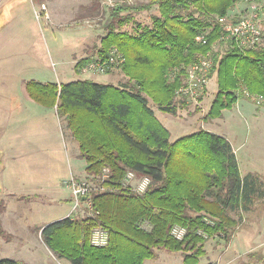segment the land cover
<instances>
[{
	"label": "trees",
	"instance_id": "trees-1",
	"mask_svg": "<svg viewBox=\"0 0 264 264\" xmlns=\"http://www.w3.org/2000/svg\"><path fill=\"white\" fill-rule=\"evenodd\" d=\"M261 0H251L252 2ZM238 0H149L115 7L98 50L107 58L117 47L125 57L120 65L126 83L77 79L67 83L26 82L29 95L43 105L56 107L59 117L77 141L85 159L87 178L100 181L105 190L91 194V215H71L41 227L46 245L71 264H144L157 248L183 253V264H200L206 239H233L238 220L229 210L249 211L264 198V180L258 172L242 175L231 141L224 135L200 129L171 140L170 130L150 106L178 114L187 102L177 96L187 67L198 55L214 52L212 76L217 91L205 118L223 117L245 98L243 88L264 96V48H242L238 41L221 40L223 28L210 19L230 14ZM152 26L140 24L122 10H150ZM262 14V13H261ZM135 22L134 32L122 29ZM206 34L207 41L196 37ZM93 61L80 59L76 72ZM176 67L180 69L173 74ZM148 175L152 183L138 194L125 184L126 174ZM186 228L183 239L172 234L175 225ZM109 231L105 246H94V227ZM0 235H12L0 224ZM0 264H25L1 257Z\"/></svg>",
	"mask_w": 264,
	"mask_h": 264
},
{
	"label": "rangeland",
	"instance_id": "rangeland-1",
	"mask_svg": "<svg viewBox=\"0 0 264 264\" xmlns=\"http://www.w3.org/2000/svg\"><path fill=\"white\" fill-rule=\"evenodd\" d=\"M147 1L0 0V93L17 91L21 95L26 82L33 79L57 84L77 79L126 83L128 78L120 68L108 72L83 68L78 73L75 65L86 57L99 59L97 52L115 7ZM258 3L264 20V0ZM250 4L251 0H238L230 14H238ZM121 13H131L140 24L152 26V16L158 15L159 10L154 6L150 10ZM135 27L136 23L130 22L122 29L134 32ZM214 51L223 52L224 44L217 42ZM208 88L200 105L187 103L176 115L163 111L152 99L150 106L170 130L171 140L200 129L224 135L236 149L242 175L258 172L264 180V105L242 98L224 110V117L207 120L205 115L217 91L216 76L211 78ZM37 103L45 106V127L39 138H48L49 153L40 151L41 143L46 141L32 134L33 124L24 125L21 136H10L8 115L0 114V224L12 235L10 240L0 235V254L25 264H71L46 245L41 227L73 210L74 203L67 201L70 189L63 181L71 178L72 173L77 178H87L86 161L72 154L67 158L62 136L69 145L70 130L64 121L59 123L51 109L54 107ZM23 119L27 116L20 115L15 121L21 125ZM23 144L25 152L21 150ZM89 213L86 208L73 216L84 218ZM229 213L238 220L233 239L226 242L219 235L206 239L200 264H264V198L257 199L249 211ZM156 252V257L144 264H183L181 251L171 252L162 247Z\"/></svg>",
	"mask_w": 264,
	"mask_h": 264
},
{
	"label": "built area",
	"instance_id": "built-area-1",
	"mask_svg": "<svg viewBox=\"0 0 264 264\" xmlns=\"http://www.w3.org/2000/svg\"><path fill=\"white\" fill-rule=\"evenodd\" d=\"M210 21L214 25L218 24L223 28L224 34L221 38L223 41L235 39L242 48L261 49L264 47V20L261 17L260 4L256 1L252 2L238 14L216 16L215 18H211ZM196 39L203 43L207 41L206 34L198 35ZM213 51L198 55L197 59L187 67V76L184 83L177 90V96L180 99H183L189 104H201L203 97L207 95L208 85L213 77ZM124 60L125 57L122 52L117 47H114L110 50L107 58L93 60L84 68L85 71L96 70L99 72H108L120 67ZM179 69L180 67H176L172 75L176 74ZM243 91L247 99H250L258 105H264L263 95L251 93L247 88H243ZM108 172L109 169H105L106 174L103 175L100 182L107 178ZM151 183L152 179L148 175L138 176L134 170H129L126 174L125 184L130 186L131 189L138 194L146 192ZM66 185L70 189L71 201L74 203V208L69 214L71 216L82 209L85 211L86 208L90 210L89 215H91L92 192L95 190L103 191L107 188L102 186L101 183L96 185L90 179H82L75 176L69 178L66 181ZM85 196H87V198L83 199ZM186 232V228L180 225H175L172 228V234L178 239H183ZM109 240L110 234L106 228L102 226L93 228L90 234V242L92 245L102 247L107 245Z\"/></svg>",
	"mask_w": 264,
	"mask_h": 264
},
{
	"label": "crops",
	"instance_id": "crops-1",
	"mask_svg": "<svg viewBox=\"0 0 264 264\" xmlns=\"http://www.w3.org/2000/svg\"><path fill=\"white\" fill-rule=\"evenodd\" d=\"M26 90H24V93H21V95H20V92L18 93L17 91H15V92H7V93H0V96H2V97H0V114L8 115L9 123H7V126H9V130L12 131V133H10V136H13V135H15V136L16 135L17 136H21L20 131H25V128L23 126L24 125H27V127H29V125L33 124V130H34V132L32 134L35 135V137H38L39 138V136H40L39 132L43 131L42 128L45 127V124H44V126L42 124V121H43L42 120L43 119V116H42L43 115V111L42 110H45L44 109L45 106L38 105V103L36 101H34L30 97L29 93L26 92ZM208 92H207V94H208ZM40 107H41V109H40ZM51 109H53L55 111V114H56V116L58 118L59 123H60V120H61L62 121V124H63V121L66 124V121L63 118H61V117L58 116L56 107L51 108ZM224 110H223V112H224ZM20 115L27 116V119H23L22 124L21 125H18L15 120ZM223 117H224V115H223ZM70 132H69V138L71 140L69 142V145H67L66 139L64 140V137L62 136L63 131L61 132V136L63 138V142L62 143H63V146L65 148V154L67 155V158H70V155L72 154L76 158L82 159V158H80V149H79L78 143L74 139V137L72 136V134L70 136ZM25 136L28 137L27 135H25ZM30 138H31V135H30ZM39 139H43V140L46 141L45 143H41L40 151L42 153L43 152L49 153V151H50V145H49V143L47 141L48 138H39ZM27 142H28V140L25 141V144ZM58 143H59V141H58ZM21 150H23L24 152L26 151L25 148H24V144L21 145ZM234 150L236 151L235 148H234ZM71 175L74 176L75 174L72 173ZM65 182L66 181H63V184L64 185H66ZM53 187H54V185L52 186V188ZM47 193H50V192L47 191ZM71 200H72L71 199V196H69V198H67V201H71ZM67 215H65V216H67Z\"/></svg>",
	"mask_w": 264,
	"mask_h": 264
},
{
	"label": "water",
	"instance_id": "water-1",
	"mask_svg": "<svg viewBox=\"0 0 264 264\" xmlns=\"http://www.w3.org/2000/svg\"><path fill=\"white\" fill-rule=\"evenodd\" d=\"M86 198H87V196L83 197V199H86Z\"/></svg>",
	"mask_w": 264,
	"mask_h": 264
}]
</instances>
